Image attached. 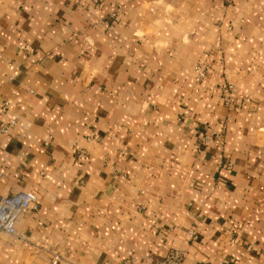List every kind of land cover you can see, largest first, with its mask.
Masks as SVG:
<instances>
[{"label": "crops", "instance_id": "1", "mask_svg": "<svg viewBox=\"0 0 264 264\" xmlns=\"http://www.w3.org/2000/svg\"><path fill=\"white\" fill-rule=\"evenodd\" d=\"M2 126L0 264H264V0H0Z\"/></svg>", "mask_w": 264, "mask_h": 264}, {"label": "built area", "instance_id": "2", "mask_svg": "<svg viewBox=\"0 0 264 264\" xmlns=\"http://www.w3.org/2000/svg\"><path fill=\"white\" fill-rule=\"evenodd\" d=\"M205 71L206 66L205 65H198L194 68V73L198 80H203L205 78ZM222 95H223V101L226 106H228L233 100L231 97V86L224 85L222 88ZM14 125L11 123L12 126ZM9 126H2L0 128V131L2 133H7ZM204 146L208 144H218L219 140L218 138H210V137H204L201 141ZM35 196L32 193H23L19 197H10V198H3L0 201V228L4 229L7 233L13 234L14 224L16 219L19 217L21 212L24 209H27L31 205L35 204ZM183 261V255L179 252H173L169 254L164 259L154 262L152 264H182Z\"/></svg>", "mask_w": 264, "mask_h": 264}]
</instances>
